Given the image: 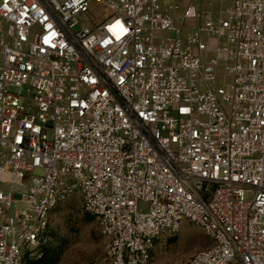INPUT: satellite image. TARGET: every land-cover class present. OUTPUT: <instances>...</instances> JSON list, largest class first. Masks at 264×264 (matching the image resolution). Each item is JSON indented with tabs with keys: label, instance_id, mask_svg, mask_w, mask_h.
Segmentation results:
<instances>
[{
	"label": "built area",
	"instance_id": "1",
	"mask_svg": "<svg viewBox=\"0 0 264 264\" xmlns=\"http://www.w3.org/2000/svg\"><path fill=\"white\" fill-rule=\"evenodd\" d=\"M183 1L0 0V264L77 192L108 264L185 221L211 239L185 264H264V0Z\"/></svg>",
	"mask_w": 264,
	"mask_h": 264
},
{
	"label": "rangeland",
	"instance_id": "2",
	"mask_svg": "<svg viewBox=\"0 0 264 264\" xmlns=\"http://www.w3.org/2000/svg\"><path fill=\"white\" fill-rule=\"evenodd\" d=\"M165 4L172 0H163ZM185 1V2H184ZM196 5L197 10L210 12L213 16L225 9L230 0H184ZM182 10H177L180 13ZM103 12V13H102ZM100 5H94L91 16L99 20L107 15ZM186 23L183 22V25ZM174 37L173 31L169 34ZM225 61L220 60L217 68L218 85L229 86L232 76L225 70ZM38 169L37 172H40ZM93 215L82 207V197L77 192L57 207L51 215V226L63 243V251L57 264H108L106 238L101 234ZM211 244V239L197 224L185 221L175 234H163L156 242L152 264H185L198 250ZM40 253V252H39ZM36 257V256H35Z\"/></svg>",
	"mask_w": 264,
	"mask_h": 264
},
{
	"label": "trees",
	"instance_id": "3",
	"mask_svg": "<svg viewBox=\"0 0 264 264\" xmlns=\"http://www.w3.org/2000/svg\"><path fill=\"white\" fill-rule=\"evenodd\" d=\"M60 206V205H59ZM58 206V207H59ZM92 218H95L92 216ZM47 242L39 248L40 256H30L26 254L23 259V264H57L63 251V243L56 236L51 223L47 231Z\"/></svg>",
	"mask_w": 264,
	"mask_h": 264
}]
</instances>
